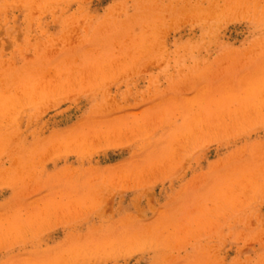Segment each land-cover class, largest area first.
Wrapping results in <instances>:
<instances>
[{
	"label": "rangeland",
	"instance_id": "374dc122",
	"mask_svg": "<svg viewBox=\"0 0 264 264\" xmlns=\"http://www.w3.org/2000/svg\"><path fill=\"white\" fill-rule=\"evenodd\" d=\"M0 264H264V0H0Z\"/></svg>",
	"mask_w": 264,
	"mask_h": 264
}]
</instances>
